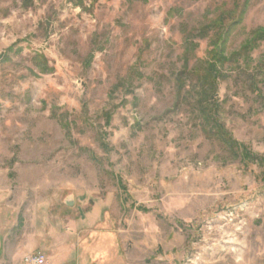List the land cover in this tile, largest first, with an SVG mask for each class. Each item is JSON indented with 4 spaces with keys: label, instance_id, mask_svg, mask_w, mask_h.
I'll use <instances>...</instances> for the list:
<instances>
[{
    "label": "rangeland",
    "instance_id": "obj_1",
    "mask_svg": "<svg viewBox=\"0 0 264 264\" xmlns=\"http://www.w3.org/2000/svg\"><path fill=\"white\" fill-rule=\"evenodd\" d=\"M260 27L264 0H0V264H264Z\"/></svg>",
    "mask_w": 264,
    "mask_h": 264
},
{
    "label": "trees",
    "instance_id": "obj_2",
    "mask_svg": "<svg viewBox=\"0 0 264 264\" xmlns=\"http://www.w3.org/2000/svg\"><path fill=\"white\" fill-rule=\"evenodd\" d=\"M253 38H252V41L255 42L257 40H264V27H260V28H257L255 31H253ZM226 37H223L222 34H220L215 40H214V49L211 51L212 52V61H211V64H209V67L210 69H208V72L206 74V77H207V80H208V83H210L213 86L216 85V77L218 74H220L219 70L217 69L216 67V64H223L224 62H226L228 60V57L226 56L225 54V50H226ZM3 59L6 58V55H4L2 57ZM181 87L182 86V83H180ZM215 91H207L205 92L204 94V97L203 99L205 101H207L209 104H211L212 106L214 105H217V99H216V94L214 93ZM213 100V101H210V100ZM204 116L206 118H208L210 121L213 122V128H211V132H214L217 136L221 137L223 140H226L227 142L228 141H232L234 142L233 140V137L229 134L228 131H225V129L223 128L222 125H219L218 122H217V119L215 118V116L213 115V113L211 112V110L209 109L208 110V113ZM208 120V121H209ZM213 133V134H214Z\"/></svg>",
    "mask_w": 264,
    "mask_h": 264
},
{
    "label": "built area",
    "instance_id": "obj_3",
    "mask_svg": "<svg viewBox=\"0 0 264 264\" xmlns=\"http://www.w3.org/2000/svg\"><path fill=\"white\" fill-rule=\"evenodd\" d=\"M24 260L28 264H44L46 262V257L42 253H34L26 255Z\"/></svg>",
    "mask_w": 264,
    "mask_h": 264
}]
</instances>
